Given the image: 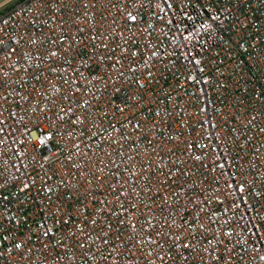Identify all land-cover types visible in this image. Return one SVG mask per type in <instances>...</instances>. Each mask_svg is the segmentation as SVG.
I'll return each instance as SVG.
<instances>
[{"label": "built area", "instance_id": "1", "mask_svg": "<svg viewBox=\"0 0 264 264\" xmlns=\"http://www.w3.org/2000/svg\"><path fill=\"white\" fill-rule=\"evenodd\" d=\"M0 264H264V0L0 13Z\"/></svg>", "mask_w": 264, "mask_h": 264}, {"label": "rangeland", "instance_id": "2", "mask_svg": "<svg viewBox=\"0 0 264 264\" xmlns=\"http://www.w3.org/2000/svg\"><path fill=\"white\" fill-rule=\"evenodd\" d=\"M2 1H5V0H0V4H2ZM19 1L20 0H7V1H5V3L0 5V13H2L5 10L9 9L10 7H12L14 4H16Z\"/></svg>", "mask_w": 264, "mask_h": 264}, {"label": "crops", "instance_id": "3", "mask_svg": "<svg viewBox=\"0 0 264 264\" xmlns=\"http://www.w3.org/2000/svg\"><path fill=\"white\" fill-rule=\"evenodd\" d=\"M5 1H7V0H5ZM5 1H2V4L5 3ZM2 4H0V5H2Z\"/></svg>", "mask_w": 264, "mask_h": 264}]
</instances>
